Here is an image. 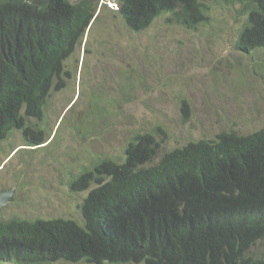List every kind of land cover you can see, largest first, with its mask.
Masks as SVG:
<instances>
[{"label":"trees","instance_id":"16d2710c","mask_svg":"<svg viewBox=\"0 0 264 264\" xmlns=\"http://www.w3.org/2000/svg\"><path fill=\"white\" fill-rule=\"evenodd\" d=\"M216 1L239 6L245 17L236 49L264 50V0ZM117 4L134 32L163 14L192 30L209 21L207 0ZM97 10L91 0H0V142L15 130L25 146L49 142L45 106L54 83L65 86V61ZM181 108L188 119L185 99ZM157 137L137 133L123 159H99L73 182L74 190H89L79 221L0 220V264H264L254 251L264 244V129L223 132L165 153Z\"/></svg>","mask_w":264,"mask_h":264},{"label":"rangeland","instance_id":"374dc122","mask_svg":"<svg viewBox=\"0 0 264 264\" xmlns=\"http://www.w3.org/2000/svg\"><path fill=\"white\" fill-rule=\"evenodd\" d=\"M91 1L98 18L65 61V86L54 83L44 110L43 126L55 137L36 150L24 146L17 130L0 142V193L14 189L0 220L79 221L89 190H74L73 182L99 159H123L137 133L156 132L165 153L223 132L264 129V50L236 49L245 24L239 6L207 0L209 21L196 30L169 23L171 14H163L134 32L117 0ZM254 251L264 257V244Z\"/></svg>","mask_w":264,"mask_h":264},{"label":"water","instance_id":"95a60500","mask_svg":"<svg viewBox=\"0 0 264 264\" xmlns=\"http://www.w3.org/2000/svg\"><path fill=\"white\" fill-rule=\"evenodd\" d=\"M13 191H3L0 193V208L12 200Z\"/></svg>","mask_w":264,"mask_h":264},{"label":"clouds","instance_id":"9594fccd","mask_svg":"<svg viewBox=\"0 0 264 264\" xmlns=\"http://www.w3.org/2000/svg\"><path fill=\"white\" fill-rule=\"evenodd\" d=\"M119 9V8H118ZM45 110H46V106H45ZM43 125V124H42ZM17 131H20V130H17ZM21 132V131H20ZM22 134V133H21ZM52 134V137L50 138V140H49V142L48 143H50L53 139L52 138H54L55 137V134H56V131L54 132V134L53 133H51ZM10 138V137H9ZM7 141V140H6ZM4 142V141H3ZM48 143H46L47 145H48ZM25 146V145H24ZM28 147V146H27ZM42 148V147H45V144L44 145H41V146H37V147H32V148H35L34 150H36L37 148ZM4 191H13L12 192V196H13V194H14V189H9V190H4ZM12 198V197H11ZM13 200H11L9 203H11ZM8 203V204H9ZM7 205V204H6ZM6 205H4V206H2L0 209H2V208H5V206ZM15 218H17V217H15ZM22 220V219H21ZM74 221H76V220H74ZM6 264H17V263H6Z\"/></svg>","mask_w":264,"mask_h":264}]
</instances>
